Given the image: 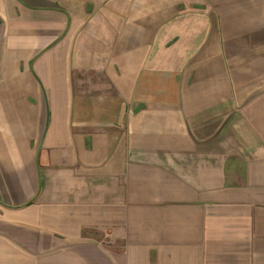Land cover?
I'll return each instance as SVG.
<instances>
[{
  "label": "crops",
  "instance_id": "0c3cea01",
  "mask_svg": "<svg viewBox=\"0 0 264 264\" xmlns=\"http://www.w3.org/2000/svg\"><path fill=\"white\" fill-rule=\"evenodd\" d=\"M0 264H264V0H0Z\"/></svg>",
  "mask_w": 264,
  "mask_h": 264
},
{
  "label": "rangeland",
  "instance_id": "374dc122",
  "mask_svg": "<svg viewBox=\"0 0 264 264\" xmlns=\"http://www.w3.org/2000/svg\"><path fill=\"white\" fill-rule=\"evenodd\" d=\"M96 236H97V234H96Z\"/></svg>",
  "mask_w": 264,
  "mask_h": 264
}]
</instances>
